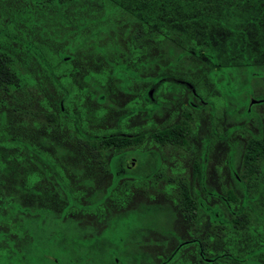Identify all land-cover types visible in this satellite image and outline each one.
<instances>
[{"label": "rangeland", "instance_id": "1", "mask_svg": "<svg viewBox=\"0 0 264 264\" xmlns=\"http://www.w3.org/2000/svg\"><path fill=\"white\" fill-rule=\"evenodd\" d=\"M0 50L20 78L0 88V264H235L256 247L238 264H264V159L244 160L264 122V0H0ZM185 114V145L154 141ZM134 134L123 160L143 180L92 148Z\"/></svg>", "mask_w": 264, "mask_h": 264}, {"label": "trees", "instance_id": "2", "mask_svg": "<svg viewBox=\"0 0 264 264\" xmlns=\"http://www.w3.org/2000/svg\"><path fill=\"white\" fill-rule=\"evenodd\" d=\"M59 2L65 0H57ZM70 1V0H67ZM20 78L17 70L14 67L13 60L10 54L6 51L0 50V88L9 91L12 88L19 86ZM189 118V114H185V119L180 124H175L169 127L161 128L155 130L151 136L155 142L160 145L164 144H174V145H185L187 142V136L190 131V126L186 121ZM144 135L143 134H134V135H107L92 143V148L94 149V154H102L103 152L112 149L116 155H123L122 157V167L124 169V174L133 175L135 178L143 180L146 176H148L152 170L148 173L142 174L137 171L139 162L136 163L135 168H129L125 165V158H129L131 153L126 152L128 149L133 147H138L143 142ZM133 154V153H132ZM144 159V157H143ZM259 159H264V122L261 126V133L259 136L250 137L247 140L246 148L244 152V160L245 163L249 166L248 171H256L257 167H253L255 161ZM115 162H112V167H115ZM118 174H116L117 176ZM194 175L201 180L202 173L201 167L198 163H194ZM180 208H182V212L185 218L189 222H194L197 218V203L192 198L191 193L187 189L186 186L182 185L180 190ZM216 218L217 215L213 214ZM222 221V220H221ZM247 214L239 213L235 216H231L229 223H227L230 230H235L240 233L245 232L247 230ZM251 222H249L250 224ZM199 246V252L205 257V252L202 249L203 240H195ZM263 252L260 248L256 247L248 251L241 259L240 257L235 256L231 262L238 264L240 260H243L247 257L253 256L255 257L259 253ZM228 253H221L220 255L212 256L207 259L208 263L213 262L214 260L222 261V258ZM224 259V258H223Z\"/></svg>", "mask_w": 264, "mask_h": 264}, {"label": "water", "instance_id": "3", "mask_svg": "<svg viewBox=\"0 0 264 264\" xmlns=\"http://www.w3.org/2000/svg\"><path fill=\"white\" fill-rule=\"evenodd\" d=\"M132 162V161H131Z\"/></svg>", "mask_w": 264, "mask_h": 264}]
</instances>
